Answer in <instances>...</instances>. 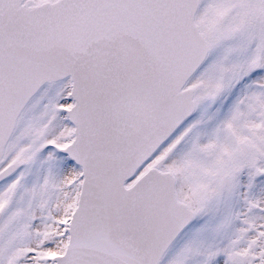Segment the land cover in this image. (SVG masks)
<instances>
[{
    "label": "snow or ice",
    "instance_id": "obj_1",
    "mask_svg": "<svg viewBox=\"0 0 264 264\" xmlns=\"http://www.w3.org/2000/svg\"><path fill=\"white\" fill-rule=\"evenodd\" d=\"M0 264H264V0H0Z\"/></svg>",
    "mask_w": 264,
    "mask_h": 264
}]
</instances>
